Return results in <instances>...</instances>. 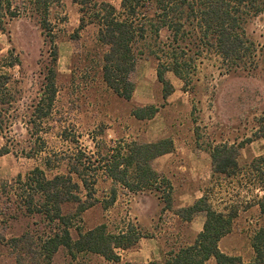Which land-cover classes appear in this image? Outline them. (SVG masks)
<instances>
[{
  "label": "rangeland",
  "instance_id": "obj_1",
  "mask_svg": "<svg viewBox=\"0 0 264 264\" xmlns=\"http://www.w3.org/2000/svg\"><path fill=\"white\" fill-rule=\"evenodd\" d=\"M109 2L118 8L120 0ZM78 5L73 0H59L49 7L48 21L54 36L57 93L54 108L42 120L39 136L30 135L21 119L33 110L39 96L49 60V38L33 16L20 15L3 21L0 29V62L16 55L19 64L4 70L10 74L18 92V116L3 137L8 152L0 155V264H15L16 248L10 239L24 233L45 236L52 226L41 214L25 213L19 206L17 190L11 182L21 179L34 167H42L43 157L67 146L59 134L62 128L77 136L81 146L93 150L111 146L116 140L154 142L162 138L172 141L171 152L155 158L152 168L171 186L170 200L157 193H127L120 186L98 173L94 185L96 203L80 214L75 225L81 232L104 224L106 232L117 234L126 224L132 225L131 236H142L124 249H117L119 261H108L89 252L70 256L63 247L53 254L50 264H163L165 253L190 245L200 231L204 213L194 214L187 221L183 208L202 196L211 208L224 211L236 209L231 228L218 241V248L243 261L253 258L251 239L258 226L264 225V214L255 204L263 195L256 183L257 173L251 161L264 155V142L257 135V120L264 116V56L258 55L256 69L248 74H225L214 58L202 60L186 85L172 73L164 74V85L156 77L155 61L141 58L130 73L134 90L125 101L109 90L101 80L102 47L95 43V27L79 29ZM247 36L264 49V14L252 17L245 25ZM10 57V55H9ZM148 107L156 112L143 119L135 118L132 110ZM145 113V112H144ZM33 131V130H32ZM104 143V144H103ZM237 147L238 171L223 176L212 171L210 152L219 145ZM44 148V151H38ZM63 168L45 170L48 178ZM264 172V168H261ZM7 182L6 185L4 183ZM115 201L104 207L110 191ZM65 212H71L67 207ZM226 212V211H225ZM181 216V217H180ZM201 216V217H200ZM202 218V220H201ZM76 238V230L69 229ZM34 264V263H28ZM206 264H215L210 258Z\"/></svg>",
  "mask_w": 264,
  "mask_h": 264
},
{
  "label": "trees",
  "instance_id": "obj_2",
  "mask_svg": "<svg viewBox=\"0 0 264 264\" xmlns=\"http://www.w3.org/2000/svg\"><path fill=\"white\" fill-rule=\"evenodd\" d=\"M57 1L0 0L1 30L4 20L29 14L35 16L49 38L48 66L38 99L31 106L33 110L26 112L28 108H25V114L20 117H27L23 121L28 133L41 140L42 147L44 141L39 136L42 120L51 115L57 93V50L48 21L49 7ZM73 2L78 5L80 14L78 28L93 25L96 29L95 43L102 47L99 67L102 82L125 101L130 100L134 90L130 73L137 59H153L158 81L169 85L170 92L171 84L164 81L166 72L186 85L202 60H218L225 74H248L256 69L258 55L264 56V49H258L245 31V25L252 17L264 14V0H120L118 8L105 1ZM18 64V58L11 55V50L0 62V137L9 131L18 116L19 90L13 87L10 74L4 70ZM155 112L153 108L147 112L140 108L132 110L131 114L143 119ZM257 135L264 142V116L257 120ZM59 137L67 144L64 150L47 153L42 159V167L36 166L23 179L18 175L11 182V188L18 191L16 197L25 213L41 214L52 226V231L45 236L24 233L10 239V244L18 251L15 264H50L60 247L70 256L73 251L89 252L117 262L116 250L129 247L142 236L139 233L131 236V224H126L119 233L111 234L106 232L104 224L81 232L75 222L83 211L96 203L93 195L98 173L127 193L155 192L162 200L169 201L171 186L152 168L151 162L171 152L172 141L169 138L148 143L116 140L111 146L94 145V149L89 150L81 146L77 136L65 127ZM237 151V147L225 144L212 148V171L223 176L234 175L239 167ZM7 152L2 146L0 155ZM58 167L63 168V172L50 178L46 176L45 170ZM250 167L257 173L256 183L263 190L255 204L264 214V172L261 170L264 155L254 158ZM115 196L112 188L109 200L103 202L104 207L113 203ZM67 207L72 211L65 212ZM182 211L185 216L180 217L187 221L194 214L203 212L201 230L190 245L166 252L163 264H206L210 258L215 264H264V225L258 226L252 236L253 258L243 261L239 256L223 253L217 245L230 230L236 209L215 210L202 196ZM71 227L77 233L73 240L69 234Z\"/></svg>",
  "mask_w": 264,
  "mask_h": 264
},
{
  "label": "crops",
  "instance_id": "obj_3",
  "mask_svg": "<svg viewBox=\"0 0 264 264\" xmlns=\"http://www.w3.org/2000/svg\"><path fill=\"white\" fill-rule=\"evenodd\" d=\"M197 214H200V212H198V213H196V216H197ZM201 215V214H200ZM201 217V216H200ZM201 220H202V218H201ZM201 230V229H200Z\"/></svg>",
  "mask_w": 264,
  "mask_h": 264
}]
</instances>
